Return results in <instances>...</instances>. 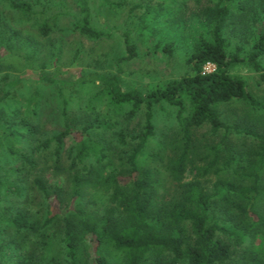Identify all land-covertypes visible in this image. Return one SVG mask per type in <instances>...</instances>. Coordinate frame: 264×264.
Wrapping results in <instances>:
<instances>
[{
  "label": "trees",
  "instance_id": "obj_1",
  "mask_svg": "<svg viewBox=\"0 0 264 264\" xmlns=\"http://www.w3.org/2000/svg\"><path fill=\"white\" fill-rule=\"evenodd\" d=\"M2 1L27 18L35 17V4ZM76 1L81 8L80 14L73 17L74 31L90 40L102 38L103 32L91 24L85 1ZM43 2L40 13L52 5L51 0ZM102 2L113 9L125 5V0ZM253 4L255 9L250 8ZM143 8V17L151 13L159 17L163 12L161 3ZM248 10H253L249 16L245 15ZM200 14L209 29V38L200 37L194 42L186 58L189 72L154 89L124 90L121 85V63L137 56L127 30L123 32L125 55L118 59L117 72L88 71L68 78L70 70L55 68L48 72L42 65L31 76L8 72L0 76V154L6 161L11 160L10 166L0 163V248L6 246L9 252H16L19 234L45 239L49 225L57 221L62 224L59 239L70 264H79L80 247L86 254L83 264H109L99 253L101 248L119 254L116 264H145L152 257L154 264H225L248 234L264 233V214L259 211L264 199V134H254V147L247 149L245 156H236L223 144L229 140L232 127L221 120L219 111L222 104L234 100L254 110L263 107L249 90L246 79L234 69L244 65L259 73L264 81V0H212ZM240 18L256 34L245 54L238 46L231 48L223 34L229 21L237 23ZM50 30L47 23L39 25L42 36ZM22 39L19 29L4 28L0 22L4 46L9 48L11 42ZM24 40L29 46L33 44L32 40ZM170 47L165 46L167 54L171 53ZM33 53H26L24 59L31 62ZM207 63L215 66L214 71L204 72ZM88 82H98L99 90L76 107L88 118V124L78 130L69 124L68 116L73 101L79 103L78 87ZM47 103L55 104L51 115L62 120V130L49 135L41 125ZM161 104L176 110L177 137L181 141V149L165 161L164 141L154 139V110ZM137 115L143 117L139 131L126 133L118 129L119 119ZM203 126L214 135L221 132L223 137L206 155L203 171H196L185 182L188 167L195 168L192 132ZM100 133H111V140L100 138ZM66 138L71 144L63 157ZM153 143L156 145L148 155ZM47 150L50 159L45 156ZM49 161L53 163V177L62 176L63 171L67 174V195L66 188L46 181L42 171ZM149 161L164 166L179 185L177 200L158 201V181ZM34 170L39 172L32 175ZM207 172L217 176L210 188L202 181ZM30 191L38 193L46 205L43 219L26 210ZM96 191H104L109 200L102 210L88 209V196ZM65 195H69L70 207L54 212ZM24 196L22 207L10 210L8 198L19 200ZM217 212L225 215L223 221L215 219ZM9 231L14 235L2 239L4 232ZM16 255L15 263L5 264H34L30 256ZM242 260L244 264H264V252L244 248Z\"/></svg>",
  "mask_w": 264,
  "mask_h": 264
},
{
  "label": "rangeland",
  "instance_id": "obj_2",
  "mask_svg": "<svg viewBox=\"0 0 264 264\" xmlns=\"http://www.w3.org/2000/svg\"><path fill=\"white\" fill-rule=\"evenodd\" d=\"M24 1L35 4L33 9L35 17L27 18L16 10L10 9L6 3L0 0L1 25L4 28L9 26L11 29H19L23 38L11 42L9 48L3 45L4 41L0 40V57H2L0 58V76L6 72L11 75L28 73V76H31L30 73L35 74L42 69V65L46 67L45 70L48 72H52L55 68L70 70L71 73L67 75L68 78L71 74L77 77L82 72L88 71L117 72L118 59L125 55L123 32L127 30L136 45L137 56L121 63V85L124 90L145 91L161 86L169 80L189 72L186 58L190 55L194 42L200 37L209 38V29L200 13L202 9L211 5L212 0H125V5L118 9L103 5V0H84L90 12L92 26L104 34L102 38L96 40H90L74 31L73 17L80 14L81 8L76 0H51L52 5L41 13L43 0ZM159 3H161L163 10L159 17H155V13L143 17L144 5L158 7ZM255 7L256 4L250 6L254 9ZM252 11L248 10L245 15L249 16ZM41 23H47L51 26L47 36H42L39 33ZM223 34L231 48L238 46L243 49L244 54L248 52L256 39L253 28L241 18L237 23L229 21L223 30ZM24 38L32 40L33 46H29L28 40H24ZM167 45L171 46V53L168 54L165 51ZM32 51H35L32 61L25 60V54L31 55ZM262 63L264 65V56ZM234 72L246 79L249 90L263 104L260 110H254L250 109L246 103L234 100L222 104L219 108L221 120L232 127L229 140L223 144L236 156L242 154L245 156L246 150L253 148L256 144L253 135L264 134V81L260 79L259 73L251 71L244 65L236 67ZM27 89L29 88L27 87ZM98 90V82H88L78 87L77 99L79 103L73 101L68 116L69 124L75 129L81 130L88 124V118L83 113L77 112L76 107L91 99ZM28 92L25 91L27 94ZM103 108L101 105L100 109ZM54 109H56L55 104L52 106L47 103L46 116L41 121L47 135L62 130V120L56 114L51 115ZM175 113L176 110L167 104H161L154 110L156 126L154 139L164 141V161L181 149V141L177 137ZM118 121V129H122L126 133H133L140 130L143 117L137 115L131 119H119ZM94 136L97 135L94 134ZM99 137L110 141L111 133H100ZM222 137L221 132L217 135L212 134L207 126L196 128L192 132L195 145L193 150L195 168L188 167L184 176L185 182L190 181L196 171H203L202 168L205 167L208 160L206 155L211 151V147L221 142ZM70 144V139L66 138L63 157L66 156ZM155 145L153 143L150 146L151 150H149L148 155ZM224 153H221V157H224ZM45 154L49 159L52 157L49 156L50 150H47ZM4 159V156L0 154L1 165H5L7 162L10 166L11 160L6 161ZM149 164L150 167H153L152 171L155 172L158 181V201L167 203L177 200L181 190L179 185L172 180L160 163L149 161ZM52 166L53 163L49 161L46 165L47 169L42 171L46 181L63 186L67 189V195L70 193L67 174L63 171L62 176L53 177ZM37 172L39 171L34 170L32 175H36ZM216 177L215 173L207 172L204 177L202 176V181L210 188ZM66 195L61 205L54 207V212L65 211L70 207L69 195ZM24 199L25 196L19 200L9 197L7 201L10 210L22 207ZM88 199V209L102 210L105 205H109V200L104 191L93 192L88 196ZM3 204L5 205L6 202L4 201ZM26 210L33 217L43 219L47 209L39 194L30 191ZM259 211L264 214V199L259 204ZM217 213L215 219L223 221L225 215L221 212ZM61 229L62 224L56 221L49 225L48 236L45 239L37 235L24 236L19 234L17 236L19 242L16 245L14 243L16 252H9L6 246L4 249L3 247L0 248V264L11 261L15 263L17 261L16 254L30 256L34 260V264H70L66 249L59 239ZM13 235L14 233L10 231L4 232L1 238L9 239ZM247 247L263 253L264 233L248 234L243 245L235 248L236 252L231 261L225 264H244L242 251ZM99 253L107 258L109 264L118 262L119 254L112 249L101 248ZM85 259V251L80 247L77 256L78 263H85ZM154 261L155 258L152 257L145 264H154Z\"/></svg>",
  "mask_w": 264,
  "mask_h": 264
},
{
  "label": "built area",
  "instance_id": "obj_3",
  "mask_svg": "<svg viewBox=\"0 0 264 264\" xmlns=\"http://www.w3.org/2000/svg\"><path fill=\"white\" fill-rule=\"evenodd\" d=\"M214 69H215V66L212 63H207L204 66V72H212L214 71Z\"/></svg>",
  "mask_w": 264,
  "mask_h": 264
}]
</instances>
